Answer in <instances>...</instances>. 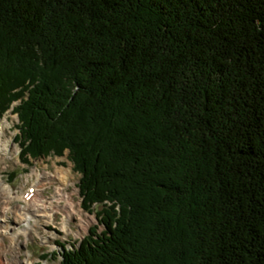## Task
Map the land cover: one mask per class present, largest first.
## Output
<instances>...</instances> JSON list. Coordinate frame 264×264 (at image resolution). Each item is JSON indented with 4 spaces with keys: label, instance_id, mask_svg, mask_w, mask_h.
I'll use <instances>...</instances> for the list:
<instances>
[{
    "label": "trees",
    "instance_id": "obj_1",
    "mask_svg": "<svg viewBox=\"0 0 264 264\" xmlns=\"http://www.w3.org/2000/svg\"><path fill=\"white\" fill-rule=\"evenodd\" d=\"M19 97L22 157L101 204L59 264H264V0H0Z\"/></svg>",
    "mask_w": 264,
    "mask_h": 264
},
{
    "label": "rangeland",
    "instance_id": "obj_2",
    "mask_svg": "<svg viewBox=\"0 0 264 264\" xmlns=\"http://www.w3.org/2000/svg\"><path fill=\"white\" fill-rule=\"evenodd\" d=\"M18 102L15 101L14 104ZM3 117H7V119L3 120L4 131L0 132L1 141L8 139L7 147L11 152V157L0 161V179L19 189L20 184L28 178L30 166L37 161V166L40 169L43 170L45 167L49 173L55 174L51 176L49 182L45 183L48 185V191L59 185L65 187V190L72 194V205L67 208L74 210L68 217L67 229L62 226L64 223L59 216L49 223H44V226H39V233H34L32 237L25 235L24 232L20 235V260H32V262L17 261L13 258L12 253H9L7 257H3L1 264H56L61 258L58 250L62 246L77 245L79 239L87 232L88 226L96 221V216L81 206V195L78 187L80 173L73 168V162L67 154H49L32 159L30 164L24 163L21 160L20 146L16 139L19 130L17 113H14L11 107L3 114ZM11 171H15L13 176L8 174ZM77 202L80 205H77ZM32 222L34 221L32 220ZM5 241H8V238Z\"/></svg>",
    "mask_w": 264,
    "mask_h": 264
},
{
    "label": "bare ground",
    "instance_id": "obj_3",
    "mask_svg": "<svg viewBox=\"0 0 264 264\" xmlns=\"http://www.w3.org/2000/svg\"><path fill=\"white\" fill-rule=\"evenodd\" d=\"M4 119L7 117H0V132L4 131ZM7 143L8 139L1 141L0 135V160L9 157L11 153ZM35 162L30 166L28 178L20 184L19 189L0 179V264L9 253L17 261L32 262L20 260V235L24 232L32 237L34 233H39V226L59 216L64 223L62 226L67 229L68 217L74 210L67 208L72 205V194L62 185L48 191L45 183L55 174L49 173L45 167L40 169ZM6 238L8 241H5Z\"/></svg>",
    "mask_w": 264,
    "mask_h": 264
}]
</instances>
